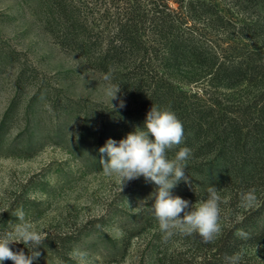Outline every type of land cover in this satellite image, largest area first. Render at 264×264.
<instances>
[{
	"label": "trees",
	"instance_id": "1",
	"mask_svg": "<svg viewBox=\"0 0 264 264\" xmlns=\"http://www.w3.org/2000/svg\"><path fill=\"white\" fill-rule=\"evenodd\" d=\"M42 2L45 27L57 42L110 75L132 102L131 109L112 113L70 104L83 116V128H101L120 141L144 128L153 105L168 108L184 129L183 142L168 151V159L179 148L191 150L189 183L177 184L181 198L195 204L207 198L209 187L218 188L222 231L210 243L195 234L185 238L197 254L181 264H227L226 257L238 252L241 264H264V0ZM250 188L257 205L242 208L241 196ZM12 212L2 221L16 217ZM241 230L247 240L237 235ZM52 238L58 237L47 234L41 245L44 256L58 253ZM73 241L61 239L62 247Z\"/></svg>",
	"mask_w": 264,
	"mask_h": 264
},
{
	"label": "rangeland",
	"instance_id": "2",
	"mask_svg": "<svg viewBox=\"0 0 264 264\" xmlns=\"http://www.w3.org/2000/svg\"><path fill=\"white\" fill-rule=\"evenodd\" d=\"M45 15L42 0H0V230L18 222L2 219L23 204L25 218L59 242L56 255L44 256L46 245L33 249L40 252L34 264H79L77 251L87 253L86 264L192 261L197 252L185 238L193 236L163 241L151 207L157 185L139 177L120 192L117 178L103 175L99 148L111 137L83 128V116L69 105L112 113L132 102L119 92L113 110L106 89L115 85L85 56L64 49ZM171 195L181 197L183 188ZM61 239L77 241L62 247Z\"/></svg>",
	"mask_w": 264,
	"mask_h": 264
},
{
	"label": "clouds",
	"instance_id": "3",
	"mask_svg": "<svg viewBox=\"0 0 264 264\" xmlns=\"http://www.w3.org/2000/svg\"><path fill=\"white\" fill-rule=\"evenodd\" d=\"M110 75H105L104 80H110ZM119 86L106 89V95L112 100L118 99ZM112 109L115 106L112 105ZM125 106L120 100L119 107ZM152 137V138H150ZM184 139L182 122L175 113L168 108L154 106L147 113L143 129H136L127 134L126 138L119 142L108 139L106 144L99 148L101 158L99 163L102 173L108 177H116L119 182L120 192L123 186L134 179L144 177L146 181L158 186L154 195L152 211L158 221L159 229L163 233V241L167 243L174 235L183 236L198 235L203 243L213 242L221 233V208L223 202L219 190L215 186L207 189V198L190 206L188 200L179 196L173 197V189L181 180L189 183V177L185 175L187 160L191 150L187 147L179 148L173 159H168V151L174 150ZM104 154L107 159H104ZM258 197L256 189L250 188L241 196L242 208L252 209L257 205ZM183 213V216H181ZM18 222L0 230V262L11 260L14 264H34L39 258L40 252L33 251L43 244L47 235L38 230L35 223L25 218L23 210L15 212ZM242 239L247 240L248 234L242 230L237 233ZM22 243L30 254L23 250L14 252L10 245ZM74 258H78L79 264H86L87 253L77 251ZM227 264H241L243 256L234 253L226 257Z\"/></svg>",
	"mask_w": 264,
	"mask_h": 264
}]
</instances>
